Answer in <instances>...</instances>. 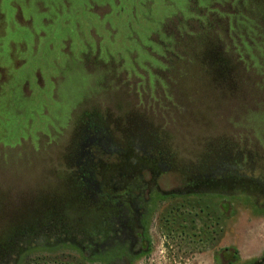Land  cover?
<instances>
[{"label": "rangeland", "instance_id": "374dc122", "mask_svg": "<svg viewBox=\"0 0 264 264\" xmlns=\"http://www.w3.org/2000/svg\"><path fill=\"white\" fill-rule=\"evenodd\" d=\"M248 1L0 0V236L122 181L142 205L143 160L165 170L167 189L207 165L264 187V65ZM251 2L264 16V0ZM122 152L131 158L116 167ZM231 203L229 243L247 264L264 249V201L235 192ZM163 217L159 207L135 264H212L211 251L177 256ZM67 254L25 249L18 264H76Z\"/></svg>", "mask_w": 264, "mask_h": 264}, {"label": "flooded vegetation", "instance_id": "af4514ba", "mask_svg": "<svg viewBox=\"0 0 264 264\" xmlns=\"http://www.w3.org/2000/svg\"><path fill=\"white\" fill-rule=\"evenodd\" d=\"M245 5L251 15L248 23L252 25L253 16L258 19L259 28L256 26L258 31L254 40L257 41V49L261 50L258 59L264 65V16L254 15L251 0ZM130 136L141 145L139 151L147 150L144 154L153 151L146 137ZM131 155L130 152L119 153L114 159V166L122 165ZM157 155L161 156L162 153ZM136 164L141 166L143 174L148 171L152 177L147 182L150 195L142 200V205L136 200L138 195H129L134 187L128 190L124 181L121 189L112 194L85 197L81 203H67L64 206L68 211L58 218L54 219L48 212L42 216L36 222V230L26 233L16 248L17 252L6 255L4 262L18 264L25 249L46 251L61 245L68 252L71 262L76 264H135L152 249L149 231L159 207L164 211L163 232L169 241L174 242L177 256L186 250V255H192L188 253L191 251H211L212 264L240 262L242 256L238 247L229 243L233 234L230 224L232 193L238 192L248 198L264 201V187L248 180L244 174L208 171L210 166L207 165L190 174L182 173L185 177L180 181V188L167 189L163 185L165 170L157 169L151 161L143 160ZM138 193L140 195L142 191L139 189ZM151 193L157 195L151 196ZM74 205H79L83 212L76 210ZM42 219L47 222L41 223ZM247 264H264V249L259 255L251 257Z\"/></svg>", "mask_w": 264, "mask_h": 264}, {"label": "trees", "instance_id": "16d2710c", "mask_svg": "<svg viewBox=\"0 0 264 264\" xmlns=\"http://www.w3.org/2000/svg\"><path fill=\"white\" fill-rule=\"evenodd\" d=\"M258 51H261V50H258ZM43 220L44 219L41 220V223L45 224L47 221H43ZM25 222L28 223V221H25ZM29 225L30 226L19 225L17 229L9 228L6 232L2 234V236H0V260L3 258L1 257L3 254L4 256H6L8 254H11V252H14V253L17 252L16 248L21 244L22 242L21 239L25 237V234L29 232L32 233L33 231L36 230L37 224L33 223ZM27 242L32 244L31 240H28Z\"/></svg>", "mask_w": 264, "mask_h": 264}]
</instances>
